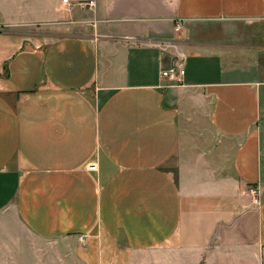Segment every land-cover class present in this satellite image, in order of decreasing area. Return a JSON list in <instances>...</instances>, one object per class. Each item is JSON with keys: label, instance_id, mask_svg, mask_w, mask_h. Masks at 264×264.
<instances>
[{"label": "crops", "instance_id": "0c3cea01", "mask_svg": "<svg viewBox=\"0 0 264 264\" xmlns=\"http://www.w3.org/2000/svg\"><path fill=\"white\" fill-rule=\"evenodd\" d=\"M79 1L0 0V261L264 264V0Z\"/></svg>", "mask_w": 264, "mask_h": 264}, {"label": "rangeland", "instance_id": "374dc122", "mask_svg": "<svg viewBox=\"0 0 264 264\" xmlns=\"http://www.w3.org/2000/svg\"><path fill=\"white\" fill-rule=\"evenodd\" d=\"M199 27V31L205 33H210L211 31L222 32L223 30L227 32L229 36H227L228 40L226 43L231 46L227 50L226 58H228L231 66L243 65L247 67L249 65L255 68L254 70L259 66L260 69L261 66L264 68V20L203 23ZM197 37L196 35L194 38L196 39ZM252 73L257 77L254 71ZM262 115L260 125L264 137V106L262 108ZM0 264H4V262L0 261Z\"/></svg>", "mask_w": 264, "mask_h": 264}, {"label": "built area", "instance_id": "2783aa9c", "mask_svg": "<svg viewBox=\"0 0 264 264\" xmlns=\"http://www.w3.org/2000/svg\"><path fill=\"white\" fill-rule=\"evenodd\" d=\"M63 2L68 3L69 0H63ZM80 4L84 5L87 8H93L95 6L94 0H81L79 1ZM176 30H179V26H176ZM185 69L181 60L175 62L170 68L161 72V75L169 80L180 83L182 81V77L184 75ZM251 193H255V189H250ZM82 241V237L79 238Z\"/></svg>", "mask_w": 264, "mask_h": 264}]
</instances>
